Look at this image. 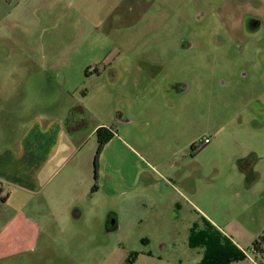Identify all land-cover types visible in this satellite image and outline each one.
Wrapping results in <instances>:
<instances>
[{
	"label": "rangeland",
	"instance_id": "1",
	"mask_svg": "<svg viewBox=\"0 0 264 264\" xmlns=\"http://www.w3.org/2000/svg\"><path fill=\"white\" fill-rule=\"evenodd\" d=\"M154 76L186 86L184 95L174 94L166 107L174 105V117L185 115L188 136L176 131L166 139L142 122L119 123L117 113L133 115L136 107L135 101L127 106L132 89L124 83ZM41 87L73 94L88 129L99 120L113 125L118 135L107 139L96 159L111 178L119 171L135 176L145 169L138 155L159 164L150 189L154 196L145 204L126 212L119 185L97 194V211L122 212L127 227L103 232L94 225L81 232L90 244L73 248L61 247L58 233L43 253L46 264H201L206 249L190 247L188 232L192 220L199 228L203 222L193 211L178 215L165 179L182 188L170 176L171 164L176 152L186 151L182 145L188 137L191 165L222 164L264 145V121L257 117V111L264 112V0H0V117L3 107L22 110L26 98L41 97ZM8 124L3 128L12 131L10 139L19 138L21 125ZM217 128L227 153L198 154ZM222 172L226 175L227 168ZM129 192L135 196L142 189ZM131 218L138 223L132 225ZM11 235L3 238L15 241ZM74 248L77 259H67ZM252 256L264 264L261 255Z\"/></svg>",
	"mask_w": 264,
	"mask_h": 264
},
{
	"label": "crops",
	"instance_id": "2",
	"mask_svg": "<svg viewBox=\"0 0 264 264\" xmlns=\"http://www.w3.org/2000/svg\"><path fill=\"white\" fill-rule=\"evenodd\" d=\"M156 78L124 83L125 89H132L127 91L125 100L130 101L127 106H133L132 101H135L136 107L133 115L117 113L121 116L119 123L142 122L149 132L161 131L166 139L176 131L188 136L185 115L179 113L180 118L174 117L176 114L171 111L174 105L166 107L168 101L172 102L171 96L184 95L186 86L181 83L168 85ZM40 91L45 94L26 98L22 110L20 106L1 108L5 114L0 117V216L6 219L0 224V264H46L48 259L43 253L58 233L60 246L73 248L81 243L90 244V239L83 238L81 232L89 233L94 225L103 232L127 227L128 218L122 217V212L102 207L97 211V204L101 203L97 194L105 186H121V206H127L126 212L129 207L139 202L145 204L154 196L150 189L158 175L154 169L159 165L157 159L153 165L144 156H136L145 169L140 168L135 176L128 171L122 175L119 171L120 175L114 177L116 183L107 175L108 168H103L96 160L108 141L97 153V129L115 131L112 137H116L118 133L113 125L99 120L91 129L85 122L82 127L70 131L65 120L72 108L79 107L74 95L61 87L52 93L43 88ZM257 113L264 121V112ZM5 122L12 123L13 127L17 123L21 125L19 138L10 139L12 131L3 128ZM219 132V128L213 130L212 141L197 153L215 152L218 157L226 154L229 149L220 145ZM189 146L191 139L188 137L182 145L186 151L172 156L171 165L175 169L170 176L183 189L174 188L165 179L171 190L166 192L171 206L178 215L179 211H193L198 220L209 222L245 253L244 259L231 264H260L252 255H261L264 261V145L252 146L245 156H232L225 163L214 161L210 165L202 161L191 165ZM147 155L152 159L153 156ZM224 167L226 175L222 172ZM145 174H149L145 178L148 181H143ZM131 188L142 189V192L130 195ZM133 219H130L132 225L137 224ZM195 221L192 220L190 226L196 225ZM7 233H12L15 241L4 239ZM254 242L258 244V251L252 248ZM75 253L74 248L67 252L66 258L76 260Z\"/></svg>",
	"mask_w": 264,
	"mask_h": 264
},
{
	"label": "trees",
	"instance_id": "3",
	"mask_svg": "<svg viewBox=\"0 0 264 264\" xmlns=\"http://www.w3.org/2000/svg\"><path fill=\"white\" fill-rule=\"evenodd\" d=\"M85 124L80 107L72 108L65 120L66 128L70 131L82 127ZM112 130L99 128L96 132L97 137V153L107 141L113 136ZM95 186L92 187L94 191ZM203 227L199 228L193 225L190 229L188 242L190 247L201 246L206 249V253L201 264H231L232 262L242 260L246 257L240 249H238L226 236L221 234L209 222L202 219ZM254 250L258 251L257 242L253 243Z\"/></svg>",
	"mask_w": 264,
	"mask_h": 264
},
{
	"label": "built area",
	"instance_id": "4",
	"mask_svg": "<svg viewBox=\"0 0 264 264\" xmlns=\"http://www.w3.org/2000/svg\"><path fill=\"white\" fill-rule=\"evenodd\" d=\"M208 142H209V139L208 138H204L203 143L207 144Z\"/></svg>",
	"mask_w": 264,
	"mask_h": 264
}]
</instances>
